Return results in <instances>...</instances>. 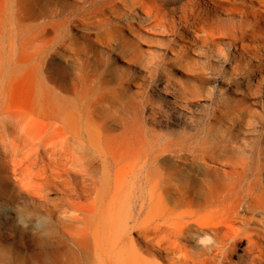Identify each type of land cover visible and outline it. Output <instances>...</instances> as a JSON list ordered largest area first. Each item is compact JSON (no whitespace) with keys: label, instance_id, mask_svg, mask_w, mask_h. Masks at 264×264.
I'll return each mask as SVG.
<instances>
[{"label":"bare ground","instance_id":"1","mask_svg":"<svg viewBox=\"0 0 264 264\" xmlns=\"http://www.w3.org/2000/svg\"><path fill=\"white\" fill-rule=\"evenodd\" d=\"M79 10L121 14L120 25L102 26L128 55L159 30L175 34L179 60L202 57L198 71L230 61L235 92L221 93L220 128L240 126L249 99L264 95V0H84ZM67 21L40 25L58 34ZM9 100L0 93V182L45 212L41 241L62 244L54 264H264V156L199 154L205 147L187 144L191 154L163 169L160 154L140 156L146 144L112 130L102 139L74 97L44 89L23 115Z\"/></svg>","mask_w":264,"mask_h":264},{"label":"rangeland","instance_id":"2","mask_svg":"<svg viewBox=\"0 0 264 264\" xmlns=\"http://www.w3.org/2000/svg\"><path fill=\"white\" fill-rule=\"evenodd\" d=\"M83 1L0 0V93L9 96L14 112H28L32 96L44 89L69 95L83 104L79 111L102 139L112 130L120 141L146 144L140 156L160 154L163 169L178 154H191L187 144L205 147L199 154L264 156V95L249 99L234 130L215 121L221 93L235 92L226 78L230 61L213 60L211 70L198 71L205 66L202 57L179 60L175 34L159 30L145 33L132 45L137 54L128 55L103 31L105 22L120 25L121 14L88 18L79 10ZM118 10H124L121 3ZM52 20L69 21L57 34L40 25ZM33 198L0 182V264L56 262L61 240L41 241L46 215L32 207Z\"/></svg>","mask_w":264,"mask_h":264}]
</instances>
